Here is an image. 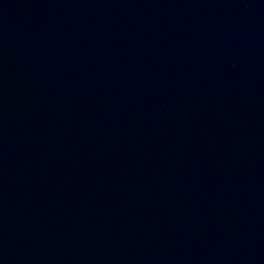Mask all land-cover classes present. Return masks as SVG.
Wrapping results in <instances>:
<instances>
[{
    "label": "water",
    "instance_id": "1",
    "mask_svg": "<svg viewBox=\"0 0 264 264\" xmlns=\"http://www.w3.org/2000/svg\"><path fill=\"white\" fill-rule=\"evenodd\" d=\"M0 264H264V0H0Z\"/></svg>",
    "mask_w": 264,
    "mask_h": 264
}]
</instances>
